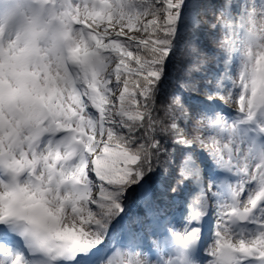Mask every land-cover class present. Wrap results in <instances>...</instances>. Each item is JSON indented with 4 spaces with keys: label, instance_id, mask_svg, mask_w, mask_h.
<instances>
[{
    "label": "snow or ice",
    "instance_id": "snow-or-ice-1",
    "mask_svg": "<svg viewBox=\"0 0 264 264\" xmlns=\"http://www.w3.org/2000/svg\"><path fill=\"white\" fill-rule=\"evenodd\" d=\"M0 264H264V0H0Z\"/></svg>",
    "mask_w": 264,
    "mask_h": 264
}]
</instances>
